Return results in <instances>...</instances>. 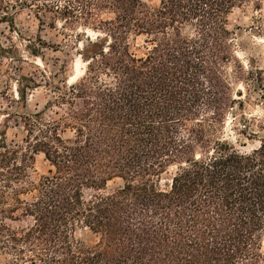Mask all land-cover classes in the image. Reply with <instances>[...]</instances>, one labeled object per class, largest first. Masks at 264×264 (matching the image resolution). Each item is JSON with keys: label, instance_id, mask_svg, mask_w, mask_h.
<instances>
[{"label": "trees", "instance_id": "16d2710c", "mask_svg": "<svg viewBox=\"0 0 264 264\" xmlns=\"http://www.w3.org/2000/svg\"><path fill=\"white\" fill-rule=\"evenodd\" d=\"M245 7L261 11L264 0H0V24L17 38V15L27 11L41 29L49 16V28L82 44L84 66L73 84L44 80L51 96L31 113L35 80L15 79L16 99L0 86L19 109L0 125L4 264H264V139L242 153L223 137L242 107L233 84L249 75L227 19ZM138 37L140 55L130 44ZM37 38L28 53L42 59ZM17 52L0 44V58L19 61ZM36 155L49 169L34 184Z\"/></svg>", "mask_w": 264, "mask_h": 264}, {"label": "rangeland", "instance_id": "374dc122", "mask_svg": "<svg viewBox=\"0 0 264 264\" xmlns=\"http://www.w3.org/2000/svg\"><path fill=\"white\" fill-rule=\"evenodd\" d=\"M150 7H156L160 0H142ZM44 26L39 28V22L30 13L24 11L15 17L16 31L23 34L25 40L17 38L14 30L10 31L8 24H0V44L5 48L11 44L16 46L17 55L20 57L0 58V86L7 97L16 99V82L20 76L30 77L40 86L36 90L27 91L26 111L34 112L43 110L46 100L51 93L44 88V80L54 75V81L59 83L67 79L68 84L75 83L83 74L84 66L78 53L82 44H77L73 38H67L60 34L59 30L48 27L49 16L42 18ZM60 29V24L57 25ZM227 28L232 33V44L234 54L244 70L249 73L245 81L233 84L234 99L241 102L242 107L235 106L226 118L223 137L242 153H249L260 145L264 139V9L257 11L251 7L234 9L227 19ZM68 33V32H67ZM69 34V33H68ZM90 37L93 34L87 33ZM37 36L45 43L46 48L40 50L41 58L31 56L29 47L39 44ZM130 44L134 52L140 55L143 51V38H131ZM67 64L65 75L57 70L61 65ZM234 74L233 66L229 70ZM12 76L13 79H10ZM9 82L10 87L5 90L4 83ZM237 92L242 96L238 97ZM2 93V94H4ZM19 111L13 103L0 97V125L5 120L4 114ZM59 111L57 108L46 112L47 118L54 116ZM60 112V111H59ZM233 114V115H232ZM236 119H235V118ZM235 119V120H234ZM15 122H9L8 139L12 138V132L17 128ZM246 127L247 135H239L241 128ZM239 128V129H236ZM49 166L42 155H36L34 162L27 170L28 179L36 184L40 177L47 174ZM176 172V167H170L161 177L160 186L164 188ZM121 186L120 180L109 182L107 188L114 189ZM29 199V196L23 197ZM81 239L88 245L92 244L94 238L89 234H83ZM264 249V240H263ZM5 257L0 253V264H4Z\"/></svg>", "mask_w": 264, "mask_h": 264}, {"label": "water", "instance_id": "95a60500", "mask_svg": "<svg viewBox=\"0 0 264 264\" xmlns=\"http://www.w3.org/2000/svg\"><path fill=\"white\" fill-rule=\"evenodd\" d=\"M233 115V114H232Z\"/></svg>", "mask_w": 264, "mask_h": 264}]
</instances>
